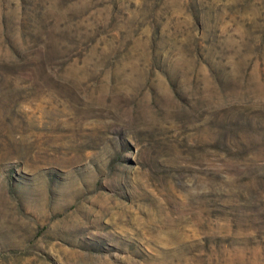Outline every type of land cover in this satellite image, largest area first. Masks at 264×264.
<instances>
[{
  "label": "rangeland",
  "instance_id": "374dc122",
  "mask_svg": "<svg viewBox=\"0 0 264 264\" xmlns=\"http://www.w3.org/2000/svg\"><path fill=\"white\" fill-rule=\"evenodd\" d=\"M0 264H264V0H0Z\"/></svg>",
  "mask_w": 264,
  "mask_h": 264
}]
</instances>
